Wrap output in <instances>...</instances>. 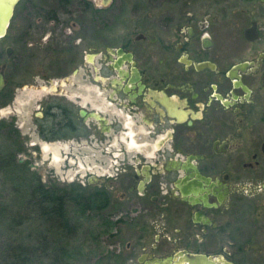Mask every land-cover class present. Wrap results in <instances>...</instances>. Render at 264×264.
Instances as JSON below:
<instances>
[{
  "label": "flooded vegetation",
  "instance_id": "flooded-vegetation-1",
  "mask_svg": "<svg viewBox=\"0 0 264 264\" xmlns=\"http://www.w3.org/2000/svg\"><path fill=\"white\" fill-rule=\"evenodd\" d=\"M92 1L83 3L93 8ZM41 2L42 7L53 3L56 19V9L72 1ZM98 3L106 7L113 0ZM123 3L133 12L147 6L165 9L162 19L154 16L161 21L153 27L149 48L138 42L146 39L142 34L135 42L108 45L104 60L116 57L105 62L104 74L93 82L82 80L87 86H69L97 96L104 112L57 96L37 117L43 121L50 112L56 126L70 121L71 132L49 138L44 121L37 122L38 131L49 140L92 138L88 119L102 120L105 157L99 166L89 160L90 169L98 167L102 175L97 179L91 172L88 183L101 180L109 200L107 188L114 183L124 203L122 214L132 215L120 223L139 238L154 233L152 249L174 251L151 257L150 264L168 258L166 264H204L196 260L202 255L217 264H236L232 250L264 248V0ZM8 8L9 0H0V32ZM138 44L149 65H141ZM98 54L86 53L84 59L93 64ZM113 70L116 76L110 75ZM94 81L103 86L102 96Z\"/></svg>",
  "mask_w": 264,
  "mask_h": 264
},
{
  "label": "rangeland",
  "instance_id": "rangeland-1",
  "mask_svg": "<svg viewBox=\"0 0 264 264\" xmlns=\"http://www.w3.org/2000/svg\"><path fill=\"white\" fill-rule=\"evenodd\" d=\"M71 1L63 6L66 8L56 9V19L51 16L53 9L50 6L53 3L42 7L41 0H20L17 4L6 41L0 43V71L6 73L7 79L6 85L1 89L6 92V97L0 101V120L14 119L24 147L18 150L17 157L23 158L22 162H29L30 169L38 172L44 183L61 187L76 184L87 188L83 190L87 195H98L103 189L101 180L91 185L88 178L91 172L97 173V179L102 175L97 170L98 167L91 170L89 165L90 158L99 166L101 159L105 157L101 141L103 132L98 128L102 120L88 119V124L93 126L92 138L83 136L59 141L41 136L36 117L43 114L44 104L57 96H62L65 102L83 104L87 108L94 106L103 111L102 101L97 96L91 97L69 86H87L82 80L93 82V77L98 79L104 74L105 62L112 63L116 57L111 55L104 60L108 45L116 48L127 39L135 42V38L142 34L147 37L138 42L144 43V48H149L146 46L149 45L150 34L154 32L153 27H158L157 21H161L165 9L147 6L133 12L130 4L123 3L139 0H113V3L106 7L99 5L100 0H95L92 1L93 8H88L83 3L84 0ZM154 16L161 19L157 20ZM144 17L147 19L143 20ZM7 44L13 47L10 54L5 50ZM139 45H136L135 49L141 65H149L145 60L149 56L144 59V52ZM98 52L93 64L85 61L86 53ZM110 75L116 76V72L113 70ZM94 82L93 88L102 96L103 86L100 82ZM54 84H58L56 90L52 88ZM3 101L6 102L2 103ZM80 106L78 105L79 108ZM22 110L26 116L22 115ZM4 130L6 129L0 130V133ZM110 139L116 140L117 137L114 135ZM108 155L110 157L114 154ZM97 157L100 159L94 160ZM2 181L4 182L3 177L0 178V183ZM113 187L114 183L107 188L112 197L110 200L103 199L106 198L103 194L100 196V202L95 200L93 208L76 212L79 229L76 236L68 241V263L150 264L151 257L165 258L167 254L171 255L174 251L168 246L151 248L149 242L154 240V233L142 234L141 238L145 236L147 239L146 242H140V233L133 232L128 228L129 225L120 223L121 217L132 215H129L130 212L122 214L124 203L119 200L117 187ZM5 197L11 199L13 195L9 191ZM164 235L161 234L162 237ZM145 244L146 249L143 247ZM216 251L227 257L224 251ZM211 252L215 253L212 250ZM231 258L236 264H264V248L232 250Z\"/></svg>",
  "mask_w": 264,
  "mask_h": 264
},
{
  "label": "trees",
  "instance_id": "trees-1",
  "mask_svg": "<svg viewBox=\"0 0 264 264\" xmlns=\"http://www.w3.org/2000/svg\"><path fill=\"white\" fill-rule=\"evenodd\" d=\"M5 97L4 89L0 90V101ZM56 119L47 112L43 120L49 138L71 132L70 121L56 126ZM36 121L43 122L39 117ZM14 123V119L0 120V130L6 129L0 133V178H4L0 183V264H69L68 241L79 229L76 212L93 208L104 191L87 195L83 191L87 188L76 184L44 183L29 162L17 157L24 147ZM9 191L11 199L5 197Z\"/></svg>",
  "mask_w": 264,
  "mask_h": 264
},
{
  "label": "water",
  "instance_id": "water-1",
  "mask_svg": "<svg viewBox=\"0 0 264 264\" xmlns=\"http://www.w3.org/2000/svg\"><path fill=\"white\" fill-rule=\"evenodd\" d=\"M18 1H19V0H15V1L13 2V5H12L11 7L9 6L10 9H9L8 20L6 21V29L4 30V32H3L2 34H0V38H1V39H4V38H5V35H6V33H7V29H8V27H9L10 23H11V19H12V17H13L14 10H15V7H16V4H17ZM12 51H13V47H12V46H9V47H8V53L10 54ZM120 51H121V49H120ZM6 82H7V79H6V77H5V73H4V71L1 70V71H0V90L5 86ZM84 113H85V111H84ZM19 161L22 162V161H23V158H20ZM198 259H199L202 263H204V264H217V263L213 260L212 257H208V256H205V255L200 256V258H196V260H198ZM169 260H170V258L164 260V261H163V264H166V262L169 261ZM229 264H231V263H229Z\"/></svg>",
  "mask_w": 264,
  "mask_h": 264
},
{
  "label": "bare ground",
  "instance_id": "bare-ground-1",
  "mask_svg": "<svg viewBox=\"0 0 264 264\" xmlns=\"http://www.w3.org/2000/svg\"><path fill=\"white\" fill-rule=\"evenodd\" d=\"M14 1H15V0H9V6H10V7L13 5V2H14ZM10 7L8 8L7 13H6V17H5V20H6V21L8 20V15H9V9H10ZM6 21H5V23L3 24V26H2V29H1L0 34H2V33L4 32V30H5Z\"/></svg>",
  "mask_w": 264,
  "mask_h": 264
}]
</instances>
